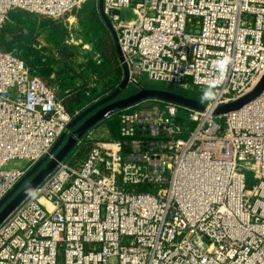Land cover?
I'll return each instance as SVG.
<instances>
[{
	"label": "built area",
	"instance_id": "built-area-1",
	"mask_svg": "<svg viewBox=\"0 0 264 264\" xmlns=\"http://www.w3.org/2000/svg\"><path fill=\"white\" fill-rule=\"evenodd\" d=\"M87 1L0 0V32L12 11L59 19ZM102 12L129 85L212 98L204 111L144 100L104 117L117 137L88 130L86 156L59 162L0 223V264H264V89L213 114L264 75V0H102ZM72 119L0 50V199Z\"/></svg>",
	"mask_w": 264,
	"mask_h": 264
},
{
	"label": "trees",
	"instance_id": "trees-1",
	"mask_svg": "<svg viewBox=\"0 0 264 264\" xmlns=\"http://www.w3.org/2000/svg\"><path fill=\"white\" fill-rule=\"evenodd\" d=\"M97 4L98 1L94 0L85 2L80 16L83 36L102 54L101 63L90 59L80 62L75 48L62 42L64 31L55 20L40 24L44 28H53L55 36L60 37L59 42L54 43L56 49L36 47V17L23 10L10 12L9 18L14 23L6 24L0 32V50L14 53L25 62L34 76L56 87L64 107L73 118L76 117V112L80 113L94 102L112 94L123 76L114 37L102 19ZM140 88L167 89L206 102L202 100L203 93L197 89L185 90L174 85L145 81L128 85L119 93L118 98L128 96ZM102 123H106L113 137H117L118 122L115 116L103 118L93 127ZM91 147V143H85L76 145L74 149L80 159L86 156ZM72 153L73 151L69 156Z\"/></svg>",
	"mask_w": 264,
	"mask_h": 264
},
{
	"label": "water",
	"instance_id": "water-1",
	"mask_svg": "<svg viewBox=\"0 0 264 264\" xmlns=\"http://www.w3.org/2000/svg\"><path fill=\"white\" fill-rule=\"evenodd\" d=\"M99 13L114 37L119 61L122 62L123 59L116 42L115 32L102 12V0H99ZM122 72L123 76L116 90L78 113L67 125L66 130L58 137L50 153L36 161L12 189L0 199V223L54 171L59 162L63 161L72 152L78 140L107 115L134 106L144 100L173 103L184 108L198 111L206 110V103L203 101L161 88H140L128 96L118 98L119 93L129 85L128 69L123 62ZM263 89L264 75L250 93L234 102L216 107L213 109V114L220 115L234 111L258 96Z\"/></svg>",
	"mask_w": 264,
	"mask_h": 264
},
{
	"label": "rangeland",
	"instance_id": "rangeland-1",
	"mask_svg": "<svg viewBox=\"0 0 264 264\" xmlns=\"http://www.w3.org/2000/svg\"><path fill=\"white\" fill-rule=\"evenodd\" d=\"M89 1V0H88ZM97 2V0H94ZM83 6V5H82ZM82 6L80 8L75 9L74 11L65 14L59 19H54L50 17H43V16H33L36 17V40L38 43V46L36 47H47L49 49H56L55 44L56 42H59V38L55 36V31H53V28L47 27L44 28L40 23L43 21H49V20H55L57 25H60L61 29L64 31V38L63 43L66 45L73 46L77 52L78 60L80 62H85L87 60H93L97 63H101L102 61V54H100L95 47L92 45V43L83 36V25H82V16H80V10L82 9ZM97 6L99 7V1ZM99 11V8H98ZM13 20L9 18V21L6 22L8 25H13ZM5 24V25H6ZM4 25V26H5ZM54 35V36H53ZM54 88L55 93L57 94L56 87ZM154 106H142L141 108L138 107V109H149ZM73 153L65 158V160L71 161L72 159L76 158L78 159V156L76 155V150H72ZM80 160V159H78ZM73 161V160H72Z\"/></svg>",
	"mask_w": 264,
	"mask_h": 264
},
{
	"label": "clouds",
	"instance_id": "clouds-1",
	"mask_svg": "<svg viewBox=\"0 0 264 264\" xmlns=\"http://www.w3.org/2000/svg\"><path fill=\"white\" fill-rule=\"evenodd\" d=\"M220 66L223 68V67H225V64L222 63ZM211 98H212L211 93H209L207 91L202 96V100H208Z\"/></svg>",
	"mask_w": 264,
	"mask_h": 264
},
{
	"label": "crops",
	"instance_id": "crops-1",
	"mask_svg": "<svg viewBox=\"0 0 264 264\" xmlns=\"http://www.w3.org/2000/svg\"><path fill=\"white\" fill-rule=\"evenodd\" d=\"M51 87H53L52 85H50ZM54 89V88H53ZM58 95V94H57ZM79 159V158H78ZM82 158H80V160H81Z\"/></svg>",
	"mask_w": 264,
	"mask_h": 264
}]
</instances>
